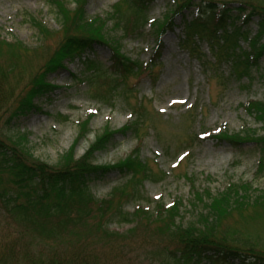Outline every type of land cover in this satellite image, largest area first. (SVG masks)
<instances>
[{
    "label": "trees",
    "instance_id": "obj_1",
    "mask_svg": "<svg viewBox=\"0 0 264 264\" xmlns=\"http://www.w3.org/2000/svg\"><path fill=\"white\" fill-rule=\"evenodd\" d=\"M153 1L119 0L104 16H88L87 0H49L56 9L60 28L52 30L32 19L41 36L40 48H48L50 39H57L28 87L2 112L8 115L0 132L10 137L11 145L2 144L0 138V204L10 229L0 228V264H108L112 262V243L118 242L115 247L119 248L120 242H124L121 246L127 248L138 230L148 236H161L163 244L158 252L173 264H264V249L247 244H242L244 247L229 245L225 237L215 235L221 221L234 209L246 211L247 206L252 209L259 206L264 211V194L251 199L253 190L249 184H230L211 194L208 189L195 188L193 178L187 177L185 172L192 188L189 206L196 212L194 220L181 221L183 202L180 197L167 206L157 201L152 209L137 204L131 212H124V204L138 195L143 181H159L164 173L160 169L153 171L147 160L139 156L138 147L113 164L97 163L95 159L97 154L114 145L116 134L130 133L137 140L141 139L145 132L140 134V131L147 127L143 126L146 110L142 100H134L131 121L117 129L104 126L95 132L84 153L76 156V145L90 133L92 115L87 116L79 124L73 143L52 165L32 156L23 143L25 135L18 138L8 135L14 121L39 109L36 99L53 89L48 76L64 68L65 62L80 58L95 43L109 48L110 64L88 58L81 60L90 95L109 103L116 96L132 93V78L145 73L154 76L162 47L161 36L171 26L173 17L192 7L195 14L184 21L180 45L197 52L198 42L205 39L213 55V60L206 64L213 66L226 61L236 77H250L252 67L264 53V0H235L238 3L236 16L226 7V2L220 5L215 0H172V6L161 19L150 22L149 33L155 37V46L150 61L141 62L122 51V40L143 34L147 10ZM252 16L258 17L257 32L249 39V50H241L237 41L244 31L231 22L240 18L247 23ZM36 47L30 50L19 41H7L0 34V50L8 49L13 54L10 57L15 56L17 61L33 58ZM16 63L13 64L16 66ZM11 67L8 72L0 68L6 72L0 74V81L14 71V66ZM3 95L1 92L0 102ZM244 109L258 123L264 124V99L249 100ZM215 137L234 144L256 143L262 151L259 170L264 169V127L260 135L252 130L243 134L224 131ZM109 170H117L128 179L113 187L107 197L97 198L89 189V181ZM115 214L132 223L126 232L108 229L107 224Z\"/></svg>",
    "mask_w": 264,
    "mask_h": 264
},
{
    "label": "rangeland",
    "instance_id": "obj_2",
    "mask_svg": "<svg viewBox=\"0 0 264 264\" xmlns=\"http://www.w3.org/2000/svg\"><path fill=\"white\" fill-rule=\"evenodd\" d=\"M117 1L87 0L85 10L88 16L105 15ZM222 1L228 3L227 7L236 16V1ZM171 4L172 0H155L147 11L148 18H161ZM192 14L193 10L187 9L181 15H176L171 27L162 34L160 64L154 79L143 75L132 93L127 92L109 103H102L90 95L85 81L87 73L83 71L82 62L75 59L67 63L64 69L48 76L53 89L36 99L40 110H32L28 115L16 119L8 135L13 138L26 135L23 143L32 156L52 165L69 148L77 135L79 123L88 113H94L90 122L91 132L76 145V156L84 153L94 133L106 124L113 129L125 124L138 97L145 106L143 126H147L140 131V134L146 133L140 143L139 156L147 160L153 171L160 169L165 175L159 181H143L138 195L124 204V212H131L137 203L151 209L156 201L168 205L174 197H181V221L187 223L194 220L196 212L189 206L191 187L184 176L185 172L187 177L193 178L197 189H208L211 194L239 182L250 184L253 190L250 192L251 199L264 194V169L259 170L260 147L251 141L235 145L214 137L223 130L236 133L250 129L262 133L260 124L255 123L242 104L250 99L264 98V54L252 67L250 77H236L231 73L228 62L214 66L206 64L212 59L206 40L199 42L197 52H190L179 44L184 34V21L190 19ZM32 19L52 30L60 27L56 9L49 0H0V34L9 40L20 41L30 50L38 46L36 55L29 57L28 61H17L15 56L11 58L13 54L6 48L0 50V68L8 72L14 66L8 78L5 76L0 81V93H4L0 115L6 107L13 105L18 93L28 87L56 44L57 37L50 39L48 48L39 47L41 36ZM257 22L258 17L253 16L241 26L247 37L255 34ZM239 24L238 19L231 22L236 27ZM144 30L148 31L147 25ZM238 40L240 48L246 49L247 39L240 36ZM154 44L153 35L130 36L122 40V50L132 58L147 60ZM86 56L108 65L110 51L104 44L96 43ZM15 62L16 66L13 64ZM5 73L0 70V74ZM7 115L5 113L0 117V128ZM62 116H66V119ZM0 138L2 144L11 145L8 142L10 137L2 132ZM113 141L114 145L97 154L96 162L112 164L125 157L137 143L130 133L116 134ZM178 160H181L180 164L174 168ZM127 179L117 170H109L100 177H94L88 185L95 197L104 198L113 187L125 183ZM6 224L0 204V228L5 226L10 229ZM131 225L115 214L107 227L125 232ZM215 235L217 238L225 237L229 245L244 247L242 244H247L264 249V211L259 206L255 209L247 206L246 211L234 209L221 221ZM131 242L132 245L127 248L121 246L124 242H120L119 248L115 247L118 242H113L112 262L108 264H173L158 252L163 244L161 236H148L138 230Z\"/></svg>",
    "mask_w": 264,
    "mask_h": 264
}]
</instances>
